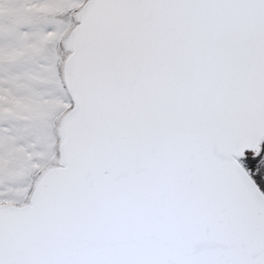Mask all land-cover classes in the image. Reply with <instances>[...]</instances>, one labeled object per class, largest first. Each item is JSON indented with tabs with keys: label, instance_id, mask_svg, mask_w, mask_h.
<instances>
[{
	"label": "snow or ice",
	"instance_id": "6c2138e0",
	"mask_svg": "<svg viewBox=\"0 0 264 264\" xmlns=\"http://www.w3.org/2000/svg\"><path fill=\"white\" fill-rule=\"evenodd\" d=\"M0 264H264V0H0Z\"/></svg>",
	"mask_w": 264,
	"mask_h": 264
}]
</instances>
